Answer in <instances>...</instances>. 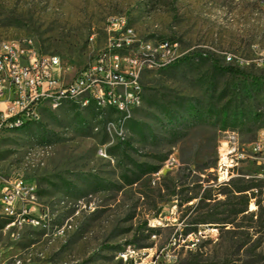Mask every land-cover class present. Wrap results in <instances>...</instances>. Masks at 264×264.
I'll use <instances>...</instances> for the list:
<instances>
[{
    "label": "rangeland",
    "instance_id": "obj_1",
    "mask_svg": "<svg viewBox=\"0 0 264 264\" xmlns=\"http://www.w3.org/2000/svg\"><path fill=\"white\" fill-rule=\"evenodd\" d=\"M119 16L133 29L121 39L176 40L186 58L140 74L129 116L77 97L1 132L0 180H34L49 210L44 224L0 233L3 264H264V152L252 149L264 129V3L0 0V43L32 38L67 81Z\"/></svg>",
    "mask_w": 264,
    "mask_h": 264
},
{
    "label": "built area",
    "instance_id": "obj_2",
    "mask_svg": "<svg viewBox=\"0 0 264 264\" xmlns=\"http://www.w3.org/2000/svg\"><path fill=\"white\" fill-rule=\"evenodd\" d=\"M258 2L264 3V0ZM107 30L112 33L108 46L98 52L90 64L72 73L67 81L60 58L55 54L39 52L32 38L1 42L0 134L12 129V124L38 117L43 102L56 105L59 94H67V100L75 103V94L80 90L90 91V98L84 101V106L115 103L120 115L129 116L130 110L141 102V98H130V91H141L142 96L140 74L168 66L181 55L178 42L166 38L161 50H157L153 64H144V61L133 57H121V49H147L138 36L121 39L123 30H133L124 26V16L110 20ZM252 145L253 151L264 152V129L257 132ZM222 166L225 167L223 180H227L226 163L219 162L218 169ZM48 212V207L43 208L38 200L34 180L22 177L0 180V233L10 232L12 237L15 227L44 224L48 220ZM1 218H8V225H1ZM2 253L0 240V264H3ZM134 254L135 249L131 245H127L122 252L125 259L132 258Z\"/></svg>",
    "mask_w": 264,
    "mask_h": 264
},
{
    "label": "bare ground",
    "instance_id": "obj_3",
    "mask_svg": "<svg viewBox=\"0 0 264 264\" xmlns=\"http://www.w3.org/2000/svg\"><path fill=\"white\" fill-rule=\"evenodd\" d=\"M249 1H258V0H249ZM127 33H129L128 35H130L131 30H127ZM128 35L125 39H132ZM165 41H166V39H160V40L155 41V42H149L148 41V42L142 43L144 48L147 49V51L136 49V52H134V53L128 52L125 56H121V57H133V59H138V61H144V64H153L154 58H156V55H157V50H161L162 43H164ZM140 94H141V91H130V98H140ZM77 97L83 98L82 104L84 105V101H86V99L90 98V91L80 90L75 94V98H77ZM63 99H67V94H59L57 96V104ZM77 103H78V100H77ZM110 105H112L113 107L117 106L115 103H103V105L96 104V106L101 108V109L106 108L107 106H110ZM96 109H98V108H96ZM34 118H36V117H29L24 122L12 124V128L20 127V126L24 125L26 122H28L29 120H32ZM1 219L4 220V225H8V218H1Z\"/></svg>",
    "mask_w": 264,
    "mask_h": 264
},
{
    "label": "trees",
    "instance_id": "obj_4",
    "mask_svg": "<svg viewBox=\"0 0 264 264\" xmlns=\"http://www.w3.org/2000/svg\"><path fill=\"white\" fill-rule=\"evenodd\" d=\"M184 58H186V56L179 57L174 62L179 61V60L184 59ZM211 63H212V67L214 68L215 71L229 72V73H231L233 75H241L244 78H248L254 84H259L262 81V76H257V75L248 73V72H246L244 70L239 69L236 66H232V65H219V64H217V62L215 60H212ZM249 115H251L254 118H256L258 114L255 113L254 110H250ZM245 190H247V188H245V189H237L235 191L241 192V191H245ZM211 264H214V263H211Z\"/></svg>",
    "mask_w": 264,
    "mask_h": 264
}]
</instances>
